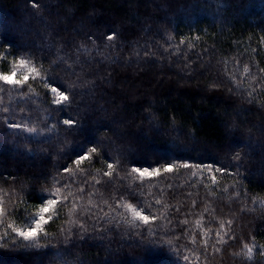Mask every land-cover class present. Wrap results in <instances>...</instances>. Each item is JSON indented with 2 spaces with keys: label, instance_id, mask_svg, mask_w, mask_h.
<instances>
[{
  "label": "trees",
  "instance_id": "1",
  "mask_svg": "<svg viewBox=\"0 0 264 264\" xmlns=\"http://www.w3.org/2000/svg\"><path fill=\"white\" fill-rule=\"evenodd\" d=\"M110 27L118 34L113 41L107 40ZM0 30V40L13 42L0 49V57L12 53L7 65L0 60V71L35 52L31 61L41 77L52 75L77 89V118L86 127L108 125L97 127V143L88 145L97 147L99 159L78 171L69 161L74 153H60L81 143L82 135L28 144L37 149L33 159L9 158L5 149L0 201L8 215L0 233L9 223L28 222L40 203L33 192L46 195L59 186L50 183L52 176L66 180L73 193L85 191L75 197V208L68 203L46 227L45 248L13 246L10 238L0 246V264H264V0H0ZM49 45L51 53L38 51ZM58 55L75 75L64 64L55 66ZM5 89L0 114L14 111L17 122L31 115L29 126L40 127L57 107L44 102L51 96L45 97L40 78L30 80L23 94ZM53 117L49 124L67 118ZM166 143L185 154L173 163L239 166L226 168L227 175L206 168L129 175L132 160L162 168L171 154L158 146ZM61 165L74 169L72 180L58 172ZM108 171L114 176L106 177ZM125 189L143 195L133 199ZM129 203L140 211L151 205L145 214L157 219L134 226ZM80 225L88 238L73 234L66 243L64 233ZM148 228L156 233L149 236ZM167 240L173 247L159 244ZM245 245L253 248L251 258Z\"/></svg>",
  "mask_w": 264,
  "mask_h": 264
},
{
  "label": "snow or ice",
  "instance_id": "2",
  "mask_svg": "<svg viewBox=\"0 0 264 264\" xmlns=\"http://www.w3.org/2000/svg\"><path fill=\"white\" fill-rule=\"evenodd\" d=\"M0 34H2V30H0ZM118 35L111 27L108 29L107 40L113 41L115 36ZM8 44L9 46H13V42L7 39L0 40V49L4 47V45ZM68 43V42H65ZM80 49L84 52H87L88 49L83 48V46H79ZM53 45H49L47 48L38 49V51L44 52L47 51L49 53L52 52ZM58 51H65V49L61 48ZM19 52V49H17ZM35 52L28 51L26 53L28 58H19L16 59L11 66V70L0 71V93L4 92L5 86H11L12 89L23 94L24 89L29 86V81H35L37 78L44 80V87L47 89L45 92V97L51 96L50 101L45 99V103H50V105H55L57 107L53 108L51 112L47 115V120H53V113H57L60 116H65L67 118L64 119H55V122L49 124L47 120L40 121V127L37 126H29L33 122V117L31 115H21L19 122L15 119L16 113L9 112L7 108L3 110L4 114H0V156L4 155L5 149L8 150L9 158H35L37 155L36 148H29L28 144H42L45 142H52L54 138L60 137H79L83 136L84 139L81 143H75V141L67 146V150L60 153L61 155L66 154L67 152L74 153V156L70 157V162L75 165V171H78L84 162L93 160H98L99 158L96 156L97 147L92 146L88 147V145H93L97 143L96 139V130L98 128H106L107 124H99L97 126H85V122L83 118L79 117V109L78 107H74L76 101L75 97L78 95V91L72 85H66L59 78L49 75L46 79L41 77L40 71L32 65L31 57L35 56ZM12 55L9 51L3 57H0V60L4 61V64L7 65V57ZM47 59V56L44 57ZM67 59H73L71 55L67 57ZM107 59V57H105ZM59 63L56 64V67H59L61 64L65 65V70L72 72L75 75V69L70 65L66 64V58L64 56L58 55ZM76 62L79 63L78 56L76 58ZM87 63V61H85ZM245 72H248L249 69L245 67ZM264 71V69H261ZM31 98H29L30 101ZM29 101H21L23 103H29ZM23 112V109H21ZM76 112L77 115L73 116L72 113ZM178 130V129H177ZM9 137H13L11 143H9ZM21 141H24L25 144L21 147ZM175 141H173L174 143ZM159 149L165 150L167 153L171 154V158L166 160L167 162L163 165L162 168L152 167V163L144 162L142 163L140 160H132L131 164L134 165L129 175L138 174L140 178L144 177H159L162 173H174L178 172L180 169H196L199 171H204L207 169L208 174H212L213 172L224 173L225 169L228 167H238V164H222L219 168L213 169L212 165H203V164H190V163H173V160L179 161V157H183L185 154L182 152H173L171 143H166L158 146ZM106 159H111L107 152L104 153ZM51 158L50 156L48 157ZM235 160H239L240 157L237 154L234 157ZM187 160H192L189 156ZM147 164V167L142 165ZM107 169H113V163H107ZM62 169L61 175H66L68 180H72L75 171L73 168L68 167L67 165H61L58 169L60 172ZM2 175V172H0ZM197 175V171L192 172L193 178ZM114 171H108L106 177H113ZM211 180L213 184L216 182V176L211 175ZM50 183H56L59 185L55 188L54 191H48L46 195L44 194V190L41 189L40 193L33 192V198L36 199L39 197V207L36 209L34 215H31L28 222L24 226H15L14 224H7L6 229L0 233V246H2L6 241L10 238L13 239V246L20 245L25 249H41L45 248L46 245L41 243V240H48L49 233L46 231V227L54 220V218H59V214L63 212L64 207L68 203H72L73 208L76 207V196H81L84 194L85 189L80 188L77 193H73L70 190V185L66 180L60 179L59 176H52ZM108 184H111L112 181L108 180ZM23 191V189H21ZM128 191V195L133 199H137L141 197L143 193H137L134 189H125ZM138 203H143L138 200ZM195 203V202H194ZM160 200L155 201V205H160ZM127 209L132 214V221L130 223L140 221L143 225L148 226L150 222L155 221L157 217L155 215L145 214L151 212V205L144 207L143 211H138L136 207H134L131 203L127 204ZM8 215L7 213V205L0 201V223H4V217ZM87 219V217H85ZM184 224L187 221L182 222ZM135 226V224H134ZM106 231H112V228H108ZM149 236H153L156 232L152 229H147ZM87 229L80 225L79 228L69 229L66 233H64V240L67 243L68 240L72 237L73 234H78L79 238L83 241L88 238ZM165 235L169 233L165 232ZM219 237V233H217ZM156 244V243H154ZM159 244H166L169 248L173 247V242L171 240L161 241ZM205 244L207 241L205 240ZM48 246V245H47ZM178 247V246H177ZM247 249V255L251 258L253 253V248L245 245ZM264 254V253H262ZM179 255V252H177ZM183 259L185 261L188 260L187 256H184Z\"/></svg>",
  "mask_w": 264,
  "mask_h": 264
},
{
  "label": "rangeland",
  "instance_id": "3",
  "mask_svg": "<svg viewBox=\"0 0 264 264\" xmlns=\"http://www.w3.org/2000/svg\"><path fill=\"white\" fill-rule=\"evenodd\" d=\"M97 8H99V9H100V8L103 9L104 6H103V5H100V6L97 7ZM103 11L105 12V11H107V9L104 8L103 10H101V12H103ZM133 77H134V76H133ZM163 78H164V77H163ZM163 78H162V79H163ZM121 126H122V127H121ZM125 127H126V126L122 123V124L120 125V127H118V130L120 131L122 128H125ZM137 210L140 211L138 208H137ZM131 215H132V214H131Z\"/></svg>",
  "mask_w": 264,
  "mask_h": 264
}]
</instances>
